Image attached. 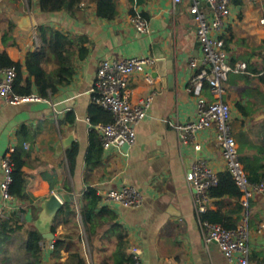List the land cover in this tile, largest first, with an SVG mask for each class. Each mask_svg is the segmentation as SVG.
I'll return each instance as SVG.
<instances>
[{
  "label": "crops",
  "instance_id": "1",
  "mask_svg": "<svg viewBox=\"0 0 264 264\" xmlns=\"http://www.w3.org/2000/svg\"><path fill=\"white\" fill-rule=\"evenodd\" d=\"M41 0H0V54L7 53L15 63L25 64L40 38L37 28L50 26L70 36L84 38L88 53L72 58L74 75L70 84L59 87L56 94L42 102L10 105L0 101V184L3 179L2 159L14 149L24 153V172L30 201L16 197L23 230L15 233L3 246L36 229L43 203L50 195L73 197L71 212L59 213L50 229L55 240L74 232L83 235V256L88 264H110L116 245L115 234L106 225L89 241L80 216V201L88 188L98 194L126 185L138 187L143 204L125 208L102 201L116 214L127 241V252L138 248L141 264H239L228 261L216 243L206 244L200 221L207 212L224 216L237 226L248 220L250 229V264H264V195L250 201L245 208L241 200L225 196L210 198L207 211L197 212L195 191L186 181V172L202 159L218 174L227 171L221 151L215 142V129L198 132L195 142L201 151L181 142L175 124L193 122L197 118V99L189 90L195 70L193 60L202 58L196 24L189 13L192 0H147L133 6L129 0H118L119 15L113 20L97 16L95 0H81L72 10L56 13L40 9ZM148 16V32L139 33L131 22L130 10ZM231 16L224 32L226 50L231 63H244L247 71L229 74L223 81L222 100L232 110V132L240 159L248 174L263 179L264 175V0H233ZM36 22L31 30L24 19ZM159 43L167 57V73L175 74L170 89L162 76H155L158 65L152 45ZM150 57L155 63L144 72L129 77L133 103L153 97L147 118L137 127V139L129 149L114 147L104 150L91 110L97 71L105 59L125 60ZM151 74L154 83L146 80ZM203 95L214 100L205 88ZM76 148L73 167L68 152ZM248 167V168H247ZM102 198V197H101ZM70 203V202H69ZM67 204V203H66ZM64 204V206L66 205ZM241 206L243 207L241 209ZM2 205L0 198V216ZM55 228V232L52 228ZM42 235V233L40 232ZM43 236V235H42ZM44 239V238H43ZM23 248V247H22ZM43 261L51 259V243L42 242ZM8 258V257H7ZM69 254L63 252V261ZM13 261L12 255L4 259Z\"/></svg>",
  "mask_w": 264,
  "mask_h": 264
},
{
  "label": "built area",
  "instance_id": "2",
  "mask_svg": "<svg viewBox=\"0 0 264 264\" xmlns=\"http://www.w3.org/2000/svg\"><path fill=\"white\" fill-rule=\"evenodd\" d=\"M182 0H174L175 4ZM233 0H192L189 13L195 24L198 42L202 51L200 60H193L190 67L195 74L190 81L189 90L197 99V118L193 122L175 124L180 140L185 145H192L195 151H201L200 143L195 142L198 132L215 129V142L221 151L226 170L242 193L241 203L248 208L250 201L264 195V181L253 182L249 179L239 156L238 146L232 132V110L222 100L225 93L223 81L229 74H240L247 71L244 63H231L223 37L227 21L231 16ZM131 22L139 33L148 32L147 21L139 14L131 16ZM42 46V42L38 47ZM37 47V48H38ZM155 63L150 57H132L125 60L105 59L100 65L92 90L94 104L110 112L113 121L107 124H91L89 130H98L104 150L114 147H129L137 139V127L147 118L152 106L153 97L133 103L129 90V77L136 72H144ZM17 70L7 67L0 70V101L10 105L42 102L46 99L38 94L21 96L13 92ZM146 80L153 84L151 74ZM207 88L214 97L210 101L203 95ZM14 149L2 159L3 179L0 184L2 217H10L17 210L16 197L11 193L13 184ZM186 181L195 191V202L199 215L207 211L206 204L210 197L208 192L219 183V174L206 161H195L186 172ZM102 201L125 208H138L143 204L142 191L133 185L110 189L101 195ZM200 228L206 244L216 243L228 261L239 264H250L249 246L250 229L248 220H244L234 229H226L218 224L201 219ZM51 243V249H53ZM131 254L135 264H141L142 256L138 248H132Z\"/></svg>",
  "mask_w": 264,
  "mask_h": 264
},
{
  "label": "trees",
  "instance_id": "3",
  "mask_svg": "<svg viewBox=\"0 0 264 264\" xmlns=\"http://www.w3.org/2000/svg\"><path fill=\"white\" fill-rule=\"evenodd\" d=\"M80 1L41 0L39 6L44 12L56 13L66 9L72 10ZM95 1L97 4V16L99 18L113 20L119 15L118 0ZM129 1L133 6H141L147 2V0ZM130 14L135 16L137 12L132 8ZM139 14L145 20H148V16L145 13ZM37 35L42 42V46L28 53L24 65L13 62L7 53H1L0 70L7 67L16 68L17 77L13 89L15 94L26 96L36 93L43 99H49L57 93L59 87L70 84L74 75L72 58L77 53L80 57H84L88 53L87 48L83 45L86 39L71 38L64 32L46 25L37 28ZM91 115L93 124H107L113 121L112 114L96 104L91 110ZM75 154L76 148L68 152L71 168L74 164ZM12 159L14 171L11 193L21 201H30L31 197L26 188L23 151L17 149L12 154ZM251 172L254 173L253 175L252 173L249 174L251 181H264V175L262 179L259 175H256V170L251 169ZM208 196L210 198H224L228 196L241 200L242 193L235 184L232 175L228 171H225L219 174V183L216 187L209 190ZM101 203L102 198L95 188H88L80 201V216L87 239L90 241L97 234L98 230L108 225L116 237V245L110 264H135L133 255L127 252L128 245L125 233L122 227L115 223L116 214L109 210L108 207H102ZM72 204L68 202L60 213L71 212ZM19 217L13 219L12 216L8 218L0 216V245L7 242L15 233L23 230ZM202 219L221 225L226 229L237 227L236 224L225 221L224 216L212 212L205 213ZM55 228H52L53 232H55ZM43 240V236L39 231L36 229L28 230L24 264H46L43 261ZM83 243V235L79 232H74L63 239L54 240V247L51 253V259L54 264H88L83 256ZM63 252L69 254V258L65 262L63 261Z\"/></svg>",
  "mask_w": 264,
  "mask_h": 264
},
{
  "label": "water",
  "instance_id": "4",
  "mask_svg": "<svg viewBox=\"0 0 264 264\" xmlns=\"http://www.w3.org/2000/svg\"><path fill=\"white\" fill-rule=\"evenodd\" d=\"M24 23L26 24L25 28L27 30H31L32 28L36 27V22L33 20L32 22L29 18L24 19ZM154 57L156 59L158 65V72L155 73V76H162L163 82L168 83L170 89H173L175 86V74L174 73H167V57L166 53L162 50L161 45L159 43H155L152 45ZM261 117H264L262 115ZM124 149H129V145L125 144L123 146ZM73 197L69 195H57L52 194L48 199H46L43 203V211L40 216L39 223L37 227L39 228L40 232L43 235V238L53 243L55 240V235L50 232V229L53 225V222L57 215L62 211L64 204L71 202Z\"/></svg>",
  "mask_w": 264,
  "mask_h": 264
},
{
  "label": "rangeland",
  "instance_id": "5",
  "mask_svg": "<svg viewBox=\"0 0 264 264\" xmlns=\"http://www.w3.org/2000/svg\"><path fill=\"white\" fill-rule=\"evenodd\" d=\"M23 249L24 239L21 236H15L13 241L3 246V251L0 253V264L4 259H9V254L12 255L13 261L3 264H24L25 257L21 253Z\"/></svg>",
  "mask_w": 264,
  "mask_h": 264
}]
</instances>
